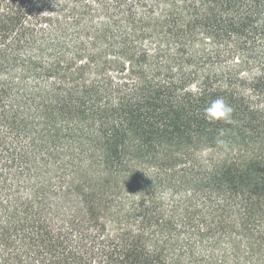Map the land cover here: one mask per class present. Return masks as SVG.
<instances>
[{
	"label": "trees",
	"instance_id": "16d2710c",
	"mask_svg": "<svg viewBox=\"0 0 264 264\" xmlns=\"http://www.w3.org/2000/svg\"><path fill=\"white\" fill-rule=\"evenodd\" d=\"M0 264H264V0H0Z\"/></svg>",
	"mask_w": 264,
	"mask_h": 264
},
{
	"label": "clouds",
	"instance_id": "9594fccd",
	"mask_svg": "<svg viewBox=\"0 0 264 264\" xmlns=\"http://www.w3.org/2000/svg\"><path fill=\"white\" fill-rule=\"evenodd\" d=\"M204 111L205 119H207L209 122H232V114L234 109L223 97H219L213 100L210 105L205 108Z\"/></svg>",
	"mask_w": 264,
	"mask_h": 264
}]
</instances>
